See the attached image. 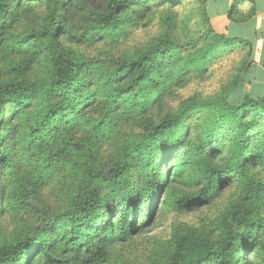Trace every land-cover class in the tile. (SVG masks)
Segmentation results:
<instances>
[{
	"label": "trees",
	"instance_id": "1",
	"mask_svg": "<svg viewBox=\"0 0 264 264\" xmlns=\"http://www.w3.org/2000/svg\"><path fill=\"white\" fill-rule=\"evenodd\" d=\"M244 1L232 3L231 22L252 15L237 13ZM159 10L163 32L131 55L71 50L120 41ZM196 11L202 29L183 42L176 35L185 27L181 14L188 25ZM233 51L241 59L226 91L244 83L253 46L216 33L207 0H0V176L10 182L9 204L29 209L31 195L57 172L69 175L70 185L67 203L41 221L42 229L0 243V264H32L34 255L36 264H111L106 244L142 230L157 205L194 211L233 182L238 194L209 224L174 233L160 264H264V94L168 106L193 71ZM34 66L43 71L33 77ZM200 113L206 118L191 140L187 120ZM115 123L130 134L99 167L97 145ZM81 129L85 137L76 138ZM23 164L33 178L25 184ZM173 165L176 179L196 175V194L161 186L174 182Z\"/></svg>",
	"mask_w": 264,
	"mask_h": 264
},
{
	"label": "rangeland",
	"instance_id": "2",
	"mask_svg": "<svg viewBox=\"0 0 264 264\" xmlns=\"http://www.w3.org/2000/svg\"><path fill=\"white\" fill-rule=\"evenodd\" d=\"M191 2H194V0H191ZM221 9L222 0H217L216 11L220 12ZM197 13V11L195 15L190 13L192 20L188 25L184 24L187 16L181 14L179 21L181 20L180 23L183 22L181 24L185 25V27L182 32L178 28L176 30L179 40L188 42L193 38L195 33L202 29V22L198 18ZM154 15L155 17L151 24L129 27L126 37H123L120 41L112 42L108 39L95 45L71 46V50L79 56L97 58H101L104 54L131 55L163 32L164 29H162L159 19L165 15L164 11H156ZM217 17L214 16L213 19ZM214 23L216 24L217 21ZM232 33L235 32L233 31ZM228 37L232 38L231 36ZM186 55L191 56L193 54L189 50ZM240 59L241 53L238 54L237 51H233L229 55H216V58L209 61L206 67L192 72L190 83L186 88L177 90L168 97L169 108L175 110L180 103L189 99L197 100L198 102H217L221 97L228 96L227 98H231V102L235 96L242 98L244 95L251 99L261 98L264 94V65H261V63L256 65L252 62L250 70L244 74V83L236 88L238 90L232 89L226 91ZM37 68L42 70L41 67L34 66L30 72L33 77L36 75ZM173 69L175 68L173 67ZM150 112L155 115L154 110ZM205 114H195L187 120V125L190 126L191 140L197 137L198 132L194 129H198L197 127L202 118H206ZM128 134H130L128 129L121 127L117 123L114 124L110 138L105 140L103 138L97 145L96 164L99 167H105L110 164L109 162L112 158L119 153V146L124 142ZM75 137L83 138L85 137V132L82 129L78 130ZM174 158L176 160L180 159ZM173 166L172 170H168V174L170 179H175L174 182H168L165 179L163 181L164 184L162 182L161 186L166 185L164 188L168 186L175 190L176 194L178 193L182 196L196 194L201 188V185L197 183L196 175L186 171L182 177L176 179L177 177L172 176V171L175 170V165ZM30 167L29 165L27 168L23 164L21 170L18 172V176L23 181V184L27 183V181H33V178L30 177ZM9 185L10 182L7 181L6 174L5 176H0V243L31 236L38 229L37 226L43 219L63 209L70 194L69 175L57 172L50 178L47 184L38 188L36 193L31 195L33 197H30L26 203L29 209L22 211V209L16 210L9 204L11 200ZM237 194V184L233 182L229 186L221 187L219 196L212 204L201 205L199 209L194 211L189 212V208L184 207L177 210L170 206L163 207L157 205L153 219L149 224L142 226V230L128 236L123 241L115 239L113 242L106 244L111 264H160L164 261L168 242L174 233L195 228L201 224H209ZM163 197L164 193H161L159 198L162 199ZM40 229L42 228H39L38 231ZM59 257L62 258L63 256L60 255ZM37 262H39V258L34 255L31 263L36 264Z\"/></svg>",
	"mask_w": 264,
	"mask_h": 264
},
{
	"label": "crops",
	"instance_id": "3",
	"mask_svg": "<svg viewBox=\"0 0 264 264\" xmlns=\"http://www.w3.org/2000/svg\"><path fill=\"white\" fill-rule=\"evenodd\" d=\"M235 0H222V9L216 11L217 0H207V10L211 25L216 33L241 39L252 44L253 64L264 65V0H245L237 5L239 15L251 16L242 23L231 22L227 18ZM214 16H218L213 19ZM220 20V22H218ZM217 21L215 24L214 22ZM232 28L235 33H232Z\"/></svg>",
	"mask_w": 264,
	"mask_h": 264
}]
</instances>
